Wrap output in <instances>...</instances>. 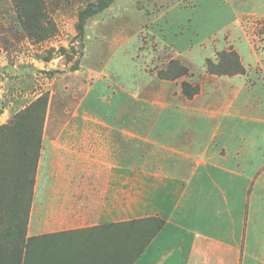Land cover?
<instances>
[{
  "label": "rangeland",
  "instance_id": "374dc122",
  "mask_svg": "<svg viewBox=\"0 0 264 264\" xmlns=\"http://www.w3.org/2000/svg\"><path fill=\"white\" fill-rule=\"evenodd\" d=\"M44 2L46 30L40 21L42 30L31 24L24 33L10 11L11 0H0V264H24L35 159L29 146H35L43 100L47 97L48 102L51 92L57 94L52 97L51 124L87 123L92 133L85 134L83 143L73 141L71 152L53 148L52 159H197L204 151L203 143L213 134L208 117L220 110L234 113V109L240 129L234 131L235 123L225 119V131L217 135L225 138L220 143L217 139L216 148L221 151L216 152L227 157L244 155L254 149L255 133L248 128L253 113L264 111V15L202 21L184 17L183 8L196 5L192 0ZM229 50L238 55L243 74L206 72L207 62L215 63L217 54ZM179 67L186 73L179 75ZM166 69L168 80L160 79L158 75ZM89 75L92 81L102 75L92 82V122L83 120L82 115L56 117L57 110L76 108L77 94L83 93L77 88L87 87L88 81L82 77ZM234 76H242L240 85L215 79ZM182 82L191 87L197 84V97L185 98ZM65 88L69 89L66 93ZM240 90L245 105L233 96ZM255 95L258 98L253 99ZM24 109L28 123L7 133L13 118ZM169 109L182 114L190 111L193 123L203 117L207 123L193 127L188 121L185 125L186 117L170 115ZM45 116L46 109L44 120ZM170 126L176 134V146L170 145ZM184 129H190L191 140ZM230 136L233 142L228 141ZM238 138L243 141L240 147ZM24 149L32 152L27 162L21 154ZM260 154L264 157V152ZM28 162L27 173L20 172L19 166ZM262 206L264 190L257 197L258 209Z\"/></svg>",
  "mask_w": 264,
  "mask_h": 264
},
{
  "label": "crops",
  "instance_id": "0c3cea01",
  "mask_svg": "<svg viewBox=\"0 0 264 264\" xmlns=\"http://www.w3.org/2000/svg\"><path fill=\"white\" fill-rule=\"evenodd\" d=\"M192 1L196 5L181 12L184 17L201 21L264 15V0H229L223 4L220 0ZM244 50L242 47L241 52ZM101 78L97 75L94 80ZM215 79H228L238 86L242 76ZM82 80L88 81L87 87L73 90H83L81 96L77 94L76 108L68 112L54 109L56 117L82 115L83 120L92 122L90 96L94 80L91 75ZM55 95L50 93L42 128L26 224L24 264H94L92 259L98 255L92 253V229L129 223H135L142 234L137 237L136 255L127 264H264V206L257 207V197L264 190V157L260 154L264 152V111L253 113L248 128L255 133L254 149L244 155L227 157L216 148L217 139L220 143L225 138L223 134L217 137L225 131V119L235 123L234 131L240 129L234 109V113L220 110L208 117L213 134L203 143L204 151L197 159H52L53 148L71 152L72 142L83 143L85 134L90 133L87 123L51 124ZM233 96L238 104H246L241 90ZM168 112L184 115L185 125L188 121L193 127L206 122L203 117L193 123L190 111ZM191 131L184 129L190 140ZM173 133L170 126V145L176 146ZM195 137L199 146L198 133ZM228 141L233 142V136ZM237 141L240 147L243 141ZM150 224L157 228L145 240L144 228Z\"/></svg>",
  "mask_w": 264,
  "mask_h": 264
},
{
  "label": "trees",
  "instance_id": "16d2710c",
  "mask_svg": "<svg viewBox=\"0 0 264 264\" xmlns=\"http://www.w3.org/2000/svg\"><path fill=\"white\" fill-rule=\"evenodd\" d=\"M10 11L15 16L16 23L20 27V29L24 32H28V28H31V24L34 29L42 30L40 21L43 22L44 30H46V21H47V10L44 0H11ZM33 22H35L33 24ZM48 23V22H47ZM179 75L185 74L186 70L184 68L179 67ZM206 72L209 74H218V75H236L243 74L244 70L240 63L238 55L229 50L227 52L217 54L216 62L210 63L207 62ZM167 69L163 72H160L158 75L160 79L168 80L169 76L165 75ZM178 75V76H179ZM181 92L182 95L191 99L197 92V86L191 87L190 84L182 82L181 83ZM44 109L42 122L38 128V135L35 138V146L30 145L32 147L35 154L34 159V174L36 162L39 158L40 148H41V135L42 128L44 123V115L45 109L47 107V97L44 98ZM23 111L16 114L13 118L12 122L7 133H14L20 127L26 125L28 123V115ZM31 135L34 133L33 130H30ZM24 160L27 162L29 159H32V152L26 151L25 149L21 152ZM28 164L19 166V171L22 173H27V168H29ZM34 174L33 178H31V188H30V196L28 202V210L26 215V224L28 219V212L30 208L31 201V193H32V185L34 182ZM148 227V228H147ZM144 228V236L145 240L155 231L156 226L149 225ZM26 229V228H25ZM142 234V231L135 226V223H129L126 225H122L119 227L113 226H105L97 229H92V253H96L98 256L92 259V263L94 264H127L132 261V259L136 255L137 251V237ZM22 256V253H21ZM25 257V254H24ZM116 260H119L116 261Z\"/></svg>",
  "mask_w": 264,
  "mask_h": 264
}]
</instances>
